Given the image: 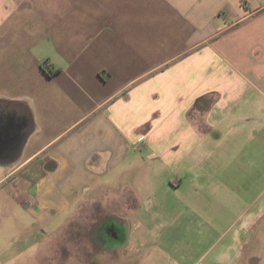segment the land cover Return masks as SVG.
Instances as JSON below:
<instances>
[{
  "label": "crops",
  "instance_id": "obj_1",
  "mask_svg": "<svg viewBox=\"0 0 264 264\" xmlns=\"http://www.w3.org/2000/svg\"><path fill=\"white\" fill-rule=\"evenodd\" d=\"M253 124L264 0H0V168L56 165L30 202L42 229L131 154L173 174L172 191L195 177L199 199L216 174L253 223L264 164L237 161L264 150L248 148Z\"/></svg>",
  "mask_w": 264,
  "mask_h": 264
},
{
  "label": "rangeland",
  "instance_id": "obj_2",
  "mask_svg": "<svg viewBox=\"0 0 264 264\" xmlns=\"http://www.w3.org/2000/svg\"><path fill=\"white\" fill-rule=\"evenodd\" d=\"M253 125L257 135L248 148H264V124ZM235 143L240 147L241 140ZM258 151L246 160L237 158L240 167L245 161L260 166L253 175H262L264 150ZM43 159L44 155L16 174L0 168V264H48L47 257L53 256L59 241L63 251L73 247L74 241L81 264L87 258V240L95 241L87 233L94 219L102 220L108 231L101 236L104 243L84 264H264V189L260 186L254 188L259 198L252 209V223L245 216L249 205L222 187L216 174H210L215 188L203 189L199 199L194 187L200 181L193 175L189 188L172 191L165 187V177L173 174L156 173L150 159L131 154L120 172L83 190L77 204L42 229L30 202L45 173L56 167L51 162L40 164ZM90 165L103 169L98 155ZM238 187L243 192L252 190Z\"/></svg>",
  "mask_w": 264,
  "mask_h": 264
},
{
  "label": "flooded vegetation",
  "instance_id": "obj_3",
  "mask_svg": "<svg viewBox=\"0 0 264 264\" xmlns=\"http://www.w3.org/2000/svg\"><path fill=\"white\" fill-rule=\"evenodd\" d=\"M100 222V223H95V222ZM92 220V227L88 229L87 233L88 234H92L93 240L95 241H91V240H87V249H86V254L84 255L87 256L86 259L81 260V264H84V262L88 261L89 259H91V257L97 252V249H99L101 247V245L104 243L103 242V237H101L103 234H105V232H107L108 230L103 226V221L102 220ZM91 226V225H90ZM102 230V232H101ZM39 234H41V230L39 228ZM90 236V235H89ZM73 241V239H71V242ZM106 242V241H105ZM108 243V242H107ZM113 244V243H112ZM117 243L113 244V247L116 246ZM77 245L74 244L73 241V247L69 248L68 250H62V245L61 242L59 241V245L56 244V248L53 251V256L51 257H47L48 259V264H62L61 260H62V256L64 254V262L65 264H78L79 260V256H78V250H77ZM82 257V256H81ZM83 257V258H84ZM46 259V260H47Z\"/></svg>",
  "mask_w": 264,
  "mask_h": 264
},
{
  "label": "trees",
  "instance_id": "obj_4",
  "mask_svg": "<svg viewBox=\"0 0 264 264\" xmlns=\"http://www.w3.org/2000/svg\"><path fill=\"white\" fill-rule=\"evenodd\" d=\"M43 70L45 71L46 70V68H43ZM48 73V75H52V73L51 72H47Z\"/></svg>",
  "mask_w": 264,
  "mask_h": 264
},
{
  "label": "water",
  "instance_id": "obj_5",
  "mask_svg": "<svg viewBox=\"0 0 264 264\" xmlns=\"http://www.w3.org/2000/svg\"><path fill=\"white\" fill-rule=\"evenodd\" d=\"M24 142V141H23Z\"/></svg>",
  "mask_w": 264,
  "mask_h": 264
}]
</instances>
